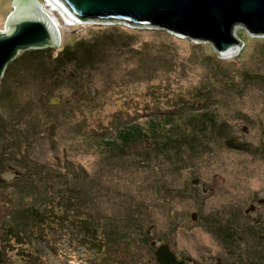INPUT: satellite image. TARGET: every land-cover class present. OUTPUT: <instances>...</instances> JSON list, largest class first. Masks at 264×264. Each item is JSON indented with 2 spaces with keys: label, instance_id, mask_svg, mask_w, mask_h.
Listing matches in <instances>:
<instances>
[{
  "label": "rangeland",
  "instance_id": "obj_1",
  "mask_svg": "<svg viewBox=\"0 0 264 264\" xmlns=\"http://www.w3.org/2000/svg\"><path fill=\"white\" fill-rule=\"evenodd\" d=\"M11 1L0 0V29ZM43 4L63 31L59 48L17 58L0 80V150L12 166L0 168V177L18 181L0 190V264H147L141 237L164 239L167 203L179 208L169 188L190 181L175 168L179 160L199 163L192 178L205 182L223 169L211 162V141L187 132L194 120L209 119L199 114L225 103L224 112L249 126L247 140L264 138V38L237 29L242 48L222 59L208 43L162 30L73 26ZM94 40L90 61L52 60L64 46ZM51 97L59 102L50 104ZM142 107L152 110L148 118ZM115 115L134 117L139 127L92 136ZM25 149L26 165L17 158ZM229 158L232 187L263 195L264 158Z\"/></svg>",
  "mask_w": 264,
  "mask_h": 264
},
{
  "label": "flooded vegetation",
  "instance_id": "obj_2",
  "mask_svg": "<svg viewBox=\"0 0 264 264\" xmlns=\"http://www.w3.org/2000/svg\"><path fill=\"white\" fill-rule=\"evenodd\" d=\"M224 104L222 103L221 107L214 111L200 113L199 115L203 117L210 114V118L208 117L209 119L204 122L199 119L194 120L190 127L191 130L187 131L196 133V138L206 137L211 141L212 147L211 145L210 147L214 153L211 162L217 164L220 161L219 164L223 166V169L215 170L211 176L213 180L205 182L199 177L192 178L200 170L199 163L179 160L180 165L175 168L183 172L188 171L187 177L193 181L185 182L184 178L175 187L169 188L173 190L175 196L173 199L179 208L170 210L172 204L167 203L166 209H169V213L165 215L167 221L164 239L156 241L149 236V232H145L146 235L141 237L147 240L145 244L140 243L139 250L142 254L148 255L147 264H158L155 251L161 245H167L176 260L182 262L181 264H264V194L260 195V189L241 186V189H245L243 192L232 187L231 169L229 168V164L233 162L229 156L234 154L250 156V158H264L262 147L264 138L260 141L259 137L257 143L247 140L246 136L250 133L249 126L238 125L229 111L224 112V110L227 111V107L222 106ZM222 111L223 113L220 114ZM128 124L122 123L118 129L127 127ZM222 124L226 125V135L223 137L217 134ZM229 139L249 143L250 150L241 151L229 148L226 145ZM195 147L196 145L192 146L190 150H195ZM26 154V149L24 156L17 154L19 163L25 165L28 163ZM6 157L8 154L0 150V160L2 158L3 162L5 161L4 164L0 161V168L12 167L6 164ZM240 162L242 161L239 160L236 164ZM3 171L5 170L0 169L1 173ZM14 173L20 175L17 170ZM17 184L18 181L11 183L7 178L0 177L1 191H6L7 188L10 189ZM170 184L174 185L171 182ZM236 192L240 195L235 196ZM179 235L183 238L178 237ZM177 237L180 238L179 241ZM166 264H170V261Z\"/></svg>",
  "mask_w": 264,
  "mask_h": 264
},
{
  "label": "water",
  "instance_id": "obj_3",
  "mask_svg": "<svg viewBox=\"0 0 264 264\" xmlns=\"http://www.w3.org/2000/svg\"><path fill=\"white\" fill-rule=\"evenodd\" d=\"M68 15L82 23L125 24L132 28L162 30L194 42L208 43L222 59L234 57L242 48L236 35L264 38V0H56ZM11 12L0 29V80L19 54L60 45L62 30L40 0H12ZM57 97L50 99L56 104ZM55 123H50L48 135ZM225 124L217 134L225 136ZM229 148L248 151L249 143L226 141ZM264 151V142L262 144ZM158 264H181L167 245L155 251Z\"/></svg>",
  "mask_w": 264,
  "mask_h": 264
},
{
  "label": "trees",
  "instance_id": "obj_4",
  "mask_svg": "<svg viewBox=\"0 0 264 264\" xmlns=\"http://www.w3.org/2000/svg\"><path fill=\"white\" fill-rule=\"evenodd\" d=\"M98 41L97 40H94L93 42H91L90 44H87V43H84V42H82V43H79V44H76L75 46H73V47H71V48H68L67 46H64V47H62L61 48V50L58 52V54L55 56V57H53V59L52 60H54V62H55V65H57V66H59V65H61V64H64V63H67V62H74V63H76L77 64V62L79 63V65H80V62L79 61H90L91 59H92V56L94 55V52H95V44L97 43ZM61 44V43H60ZM59 48V47H58ZM45 50H49V49H44V50H34V51H28V52H24V53H21V54H19V56L17 57V58H21L23 55H33V56H35L36 54H39V53H42L43 51H45ZM16 58V59H17ZM15 59V60H16ZM53 66H54V64H53ZM58 81H54L53 83L54 84H56ZM75 94V93H74ZM52 98V97H51ZM50 98V99H51ZM50 99H49V103H50ZM51 104V103H50ZM136 110H137V108H136ZM138 111V110H137ZM150 109L148 110V108L147 109H144V107H142V108H140V114H141V116L143 117V116H147V118H148V116L150 115V113L152 112V110L150 111ZM116 117V120L113 122V123H110V125H107L106 126V128H104V129H102L101 131H100V133H96V134H92V136H95V137H101V136H104L105 134H107L108 132H110V130H112V132L114 131V133L116 132L115 130H117L118 131V127L120 126V124H124V123H129V122H131L130 124H131V126L128 124V126L129 127H133V125L135 126L136 125V127H139V125L137 124V119H135L134 117H131L129 120L128 119H126V117H125V115L123 116V117H119L118 115H115ZM203 117V116H202ZM208 117L210 118V114L208 115ZM114 118V119H115ZM212 118V117H211ZM125 119V120H124ZM124 120V121H123ZM148 120H150V119H148ZM199 120H201L202 122H204V120L205 119H203V118H200ZM110 122H112L111 120H110ZM133 122V123H132ZM134 122H136V123H134ZM201 122V123H202ZM54 123H56V122H54ZM97 126H103V122L101 121V123H98L97 124ZM127 126V127H128ZM2 126L0 125V128H1ZM124 135V134H123ZM6 203H5V205H6V207H7V209L8 210H10V207H9V197L8 198H6ZM57 238L58 237H56V238H54V240H55V242H56V240H57ZM120 239H115L114 241H112L110 244H112V243H115V242H117V241H119ZM5 244V242H3L2 243V245H4ZM109 244V245H110ZM141 245V244H140ZM49 247V251L50 250H53V252H56V247H55V244L51 241V247L50 246H48ZM140 248L141 247H139V250H140ZM3 252H4V250L2 249V246H0V259L2 258V255H3ZM138 252H140V251H138ZM141 253V252H140ZM59 254H61V253H59ZM31 255V254H30ZM62 255V254H61ZM139 257H143V255H142V253L141 254H139ZM139 264H141V263H139ZM145 264V263H144Z\"/></svg>",
  "mask_w": 264,
  "mask_h": 264
},
{
  "label": "bare ground",
  "instance_id": "obj_5",
  "mask_svg": "<svg viewBox=\"0 0 264 264\" xmlns=\"http://www.w3.org/2000/svg\"><path fill=\"white\" fill-rule=\"evenodd\" d=\"M43 3H46L47 6L50 7V10L52 12L58 13L61 17H63L65 20H67L69 22V24H74L73 26H75L76 24H78V25L84 24V23L79 22L76 19L70 17L68 15V13L66 12V10L62 7V5L59 4L56 0H43V2L41 1L42 8L44 9V4ZM44 10L47 11L46 9H44ZM47 12L50 14V16L53 19L54 23L60 28V26L58 25L56 19L52 16V14L49 11H47ZM60 39L62 40V34L60 35Z\"/></svg>",
  "mask_w": 264,
  "mask_h": 264
}]
</instances>
